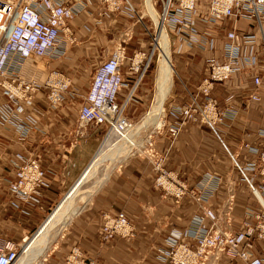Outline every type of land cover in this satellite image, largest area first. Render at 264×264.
<instances>
[{
  "label": "crops",
  "instance_id": "crops-1",
  "mask_svg": "<svg viewBox=\"0 0 264 264\" xmlns=\"http://www.w3.org/2000/svg\"><path fill=\"white\" fill-rule=\"evenodd\" d=\"M64 1L77 7V14L69 22L64 53L50 62L53 69L69 79L61 100L53 104L48 94L39 91L32 102L23 103L24 109L18 113L14 111L16 102L0 90V105L8 108L9 117L6 120L0 117V235L22 243L27 241L25 237L30 238L41 227L49 210L76 184L106 138L104 126L78 124L79 108L85 101L94 71L120 46L125 47L129 58L135 51L150 50L152 44L145 28L152 18L146 0H130V4L124 3L121 9L110 8L104 0ZM152 21L156 32L153 18ZM222 23L217 31L218 47L227 28L235 24L240 29L247 28L249 20L230 17ZM177 52L175 62L172 58V71L173 80L176 72L179 82L175 83L174 93L172 89L171 95L166 97L164 110L155 126L148 125L152 120L147 117L156 97L150 92L152 66L135 86L139 74L127 59L122 70L128 85L119 92V99L122 101L131 95L126 113L133 122L144 117L145 125L139 133L154 134L164 123L153 138L158 154L164 156L163 164L173 175L184 179L190 187L202 179L211 186L213 176L220 175L218 187L207 204L222 212L230 196L234 195L233 219H222L220 223L225 228L239 229L243 209L254 197L233 169L231 158L215 131L200 120L185 121L175 136L168 130V124L175 119L170 113L171 107L190 99L186 86L203 97L199 84L208 70L206 58L211 54L208 50L189 48L184 44ZM252 88L250 74L237 72L230 80L217 82L212 95L218 98L222 107L231 102L239 105ZM231 93L234 97L228 99ZM27 114L36 118V124L23 139L17 122ZM227 120L232 122L230 127L222 123L217 127L232 149L237 150L243 138L259 143L261 138L257 128L264 126V103L251 102L247 109H240L233 120ZM138 134L126 143L129 146L125 148V158L117 165L118 156L115 157L109 176L72 218L58 237L55 248L43 256L45 264H66V255L74 246L80 247L83 255L94 258L97 264H174L159 255V248L169 247L173 236L184 235L204 202L196 200L190 192L180 200L163 194L155 184L154 157L129 154L141 140ZM144 144L137 149L143 148ZM23 154L36 156L46 169L44 183L33 199L19 198L8 183L22 163ZM244 156L251 157L250 154ZM121 209L133 222L135 235L132 238L116 236L104 243L101 237L104 214ZM254 250L264 257V240H257ZM219 264L236 263L224 256Z\"/></svg>",
  "mask_w": 264,
  "mask_h": 264
},
{
  "label": "built area",
  "instance_id": "built-area-1",
  "mask_svg": "<svg viewBox=\"0 0 264 264\" xmlns=\"http://www.w3.org/2000/svg\"><path fill=\"white\" fill-rule=\"evenodd\" d=\"M110 8L121 9L130 0H104ZM198 0H162L164 23L174 32L179 47L199 48L213 52L206 58L208 70L202 77L199 90L201 100L187 86L191 100L174 104L170 113L175 117L168 124L169 132L175 136L187 120H200L215 131L229 152L238 176L249 186L254 197L246 206L239 229L225 228L220 221L233 219L234 195L230 196L226 208L217 213L207 202L218 187L220 176L214 175L212 185L204 179L194 187L184 179L177 178L163 164L155 148L154 140L147 141V155L153 156L156 171L155 184L165 196L180 200L190 192L196 200L204 202L201 212L196 214L192 225L184 235L171 238L167 248H159V255L174 264H219L227 256L236 264H264V257L255 253L257 240H264V126L257 128L261 138L253 143L243 138L237 150L230 147L217 124L232 125L240 109H247L251 102L264 103V0H208V10L203 12ZM77 14V7L64 0H0V90L16 102L15 112L24 109V102H32L35 94L44 91L55 104L69 86V79L53 69L50 62L64 53V43L69 38V22ZM238 17L249 20L247 28L235 24L227 28L221 37V52L216 54V32L225 18ZM145 28L155 36L150 25ZM155 46L148 51L138 50L128 58L125 47L115 49L93 73L85 101L79 108L78 124L102 125L107 134L129 131L133 120L126 113L129 97L119 99V92L128 85L122 66L130 59V66L138 72L139 80L153 65ZM250 74L253 90L242 104L233 102L220 106L218 98L212 95L217 82L230 80L235 73ZM233 94L227 98L232 99ZM8 109V108H7ZM7 109L0 105L1 119H8ZM11 111V109H10ZM11 119V118H10ZM20 135L25 139L36 124V118L27 114L20 119ZM251 155L245 159L244 153ZM248 154V155H249ZM46 169L39 158L23 154V161L8 180L10 189L21 199H33L44 183ZM207 180V179H206ZM101 228L104 243L116 236L132 238L135 226L124 210L105 212ZM23 243L0 235V264H16ZM41 257L35 264H45ZM66 264H97L94 258L83 255L81 248L74 246L66 255Z\"/></svg>",
  "mask_w": 264,
  "mask_h": 264
},
{
  "label": "bare ground",
  "instance_id": "bare-ground-1",
  "mask_svg": "<svg viewBox=\"0 0 264 264\" xmlns=\"http://www.w3.org/2000/svg\"><path fill=\"white\" fill-rule=\"evenodd\" d=\"M146 4H147L148 10H149L152 18L155 20V24H156L155 41H153L151 46L154 47L156 45L155 48L160 46V51L158 54L159 55L158 56L159 57L158 73H157V78H156V91H155L156 97L154 98V101L150 105L149 112L147 113V115H148L147 117L152 120V122L148 125L149 126H151V125L155 126L159 120V116L161 115V112H163V110H164L165 99L170 94V91H171L172 86H173V81H172L173 72L171 70L172 40H171V36L167 30V26L164 23V15L162 12L160 13L157 10L155 3H154V0H146ZM206 4H207L206 10L203 12H206L208 10V0H206ZM197 5H198L199 9L201 10L200 6L203 5V0H198ZM224 20H222V22ZM222 22L220 24L214 26V27H216V32L218 31L219 25L223 24ZM154 31H155V29H154ZM217 39H218V37L215 40L216 42H217ZM154 42H155V45H154ZM151 46H150V49H151ZM220 47H221V43H220ZM220 47H218L216 44V52H215L216 54H220V52H221ZM155 48H154V51H155ZM212 53L213 52H211V54ZM252 84H253V82H252ZM252 90H253V88H252ZM231 94H233V93H231ZM142 119H144V117H142ZM142 119L137 121V123L133 122V124L134 123L135 124L132 125V127L129 131L124 132V134H120L118 131L115 130V131L110 132L107 135V137L105 138V140L103 141V143L99 147L97 153L95 154L93 160L91 161L90 165L87 166L88 168L81 175L80 179L76 182V184L71 189H69V191L65 194L64 198L58 203V205L54 208V210L46 218V220L43 222V224L38 229V231L35 233V235L32 238H29L28 239L29 241L26 244H23V246L25 245L24 246L25 254L21 255V257H20V254L23 251V249H22L20 254H19V261L16 264H29V260H31L29 257H32L31 256L32 252H34V251L39 252L41 249L44 248L43 244H45V242H46L45 237H46L48 231L55 224H57L59 221H62V220L64 221V226L67 227L68 224L70 223V221L72 220L73 216H75L83 208V206L86 203H88V201L94 195L93 192L96 189L97 190L99 189L100 185L107 179L110 172L114 168L111 165V163L114 162V160L116 159L115 157L118 156V161L115 163L116 165L119 162H121L123 158H125V152H127V150L125 151V147H126L125 144L129 140H132L133 136H136L139 133L138 131L141 130V128L145 125V123ZM163 124L164 123H162V126H163ZM161 127H159V128H161ZM157 131H158V129L156 130V133H157ZM153 137H154L153 133L146 136V138L144 139L145 142L143 141V143H145L144 147L139 149L140 150L139 152L144 153V155H147V153H148L146 150L147 141L151 138L154 140ZM225 149H226V147H225ZM228 154H229V152H228ZM248 154L249 153H247V152L244 153V155H248ZM229 156H230V154H229ZM230 158H231V156H230ZM245 159H247V158L245 157ZM231 161H232V158H231ZM232 164H233V162H232ZM153 167H154V165H153ZM233 169L235 170V172H237V170L234 168V166H233ZM98 174H99V177L97 178ZM216 175L220 176L219 174H216ZM91 179H93V182L91 183V185L89 187L85 186L86 183L88 181H90ZM91 187H93L94 189ZM84 188H86L87 190L84 192L85 193L84 196L80 197L82 200L84 199L83 200L84 203L81 201L83 204H80V205L75 204L76 205L75 207H71L74 204V203L72 204L74 196L77 195L79 192H81ZM248 188H249V186H248ZM249 191H250V189H249ZM163 194H164V192H163ZM247 205H248V203L245 205V207L243 209L242 218L244 216ZM69 206L71 208H69ZM213 209L215 210V208H213ZM215 212L220 213L221 210H219V211L215 210ZM195 216L191 220L190 226L192 225V222H193ZM52 242L53 241H50V244Z\"/></svg>",
  "mask_w": 264,
  "mask_h": 264
},
{
  "label": "rangeland",
  "instance_id": "rangeland-1",
  "mask_svg": "<svg viewBox=\"0 0 264 264\" xmlns=\"http://www.w3.org/2000/svg\"><path fill=\"white\" fill-rule=\"evenodd\" d=\"M154 3H155V6H156V8H157V10L161 13L162 12V8H163V2H162V0H154ZM206 6H207V4H206V0H203V5H201L200 7H201V11H205L206 10ZM154 20V19H153ZM150 26H151V28H152V31H153V33H154V36L156 35L155 34V31H154V23H153V21H152V18L150 19ZM155 21V20H154ZM167 30H168V32H169V34H170V36H171V40H172V45H171V49H172V58H173V60H174V62H175V58H176V55H178V52H177V48L179 47V43H178V41L175 43L174 42V40H175V34H174V32L172 31V29H170L168 26H167ZM152 47L153 46H151V49H152ZM150 49V50H151ZM159 51H160V46H158L157 47V51H155L154 53H153V55H152V60H153V65H152V71L150 72V78H151V81H150V83H151V87H150V92H151V94H155V91H156V82H155V80H156V78H157V73H158V63H159ZM173 62V61H172ZM175 66H176V63H175ZM172 68H173V63H171V70H172ZM176 69H178L177 68V66H176ZM173 72V71H172ZM172 78H173V75H172ZM172 81H173V86H172V89H173V92L172 93H174V89H175V83L176 82H179V77L177 76V74H176V72H175V74H174V80L172 79ZM177 84V83H176ZM172 89H171V91H172ZM171 91H170V95H171ZM198 95V97H199V99L201 100V96L199 95V94H197ZM189 97H190V94H189ZM152 98H153V95H152ZM170 99L172 98L171 96L169 97ZM169 100V99H168ZM167 100V101H168ZM191 100V98L189 99V101ZM189 101H185V102H189ZM150 103H151V100H149V102H148V105H150ZM168 103V102H167ZM175 104H179V103H175ZM147 105V106H148ZM127 108H128V105H127ZM126 108V109H127ZM148 107H146V109H147ZM135 124V123H134ZM160 124H161V122H160ZM159 124V125H160ZM158 125V126H159ZM161 127V126H160ZM161 128H158V130H160ZM104 137H107V135L109 134H107V129L105 128L104 129ZM158 132V131H157ZM150 134V133H149ZM148 134V135H149ZM154 134H156V133H154ZM139 136H140V138H141V140L139 141V143L136 145V146H133L132 148H131V150H130V152H129V154H130V156L131 155H143L144 153H141V152H139L140 150L139 149H137V146H138V148L141 146L140 144H142L143 143V141H144V139L143 138H146V134L142 131L141 133H139L138 134ZM147 135V136H148ZM103 137V138H104ZM104 140H105V138H104ZM145 142V141H144ZM140 145V146H139ZM126 147L125 148H128V146H129V144L127 145H125ZM136 149H137V151H136ZM133 152V153H132ZM132 153V154H131ZM108 163V162H107ZM106 166V165H105ZM99 177V174H98V176H97V178ZM93 182V179H91L90 181H88L87 183H86V185L85 186H87V187H89L90 185H91V183ZM86 187V188H87ZM86 188H84L81 192H79L77 195H75L74 196V198H73V202H72V204L74 205H70L71 207H75L76 205L75 204H83L84 202H83V200L80 198L81 196H84V192L87 190ZM64 198V197H63ZM62 198V199H63ZM60 199H61V197H60ZM59 199V200H60ZM59 200H57V202H56V204L58 203V201ZM61 201V200H60ZM83 203H82V202ZM57 206V205H56ZM55 205L53 206V208H55L56 207ZM69 206V208H71ZM50 209L49 210V212H48V214H47V217L50 215V213L54 210V209ZM46 217V216H45ZM46 217V218H47ZM74 217V216H73ZM46 220V219H45ZM42 225V224H41ZM40 225V226H41ZM67 227H65L64 226V221L62 220V221H59L57 224H55L49 231H48V233H47V235H46V237H45V244H43V246H44V248L43 249H41L39 252L38 251H34V252H32V257H29L31 260H29V264H35V261H37L38 259H40L41 257H43V256H46L47 255V253L49 252V251H51V250H53L54 248H55V246L58 244V237L60 236V235H62L63 234V232H64V230L66 229ZM37 231H38V229H37ZM36 231V232H37ZM35 232V233H36ZM35 233L30 237V238H32L34 235H35ZM49 234V235H48ZM27 238V239H26ZM24 239H26L27 241L24 243L23 242V244H26L29 240V238H28V236L27 237H25ZM50 241H53L51 244H50ZM25 246V245H24ZM24 246H23V251L21 252V254H20V257H21V255H23V254H25V249H24ZM21 249V250H22ZM48 249V250H47ZM37 250V249H36ZM41 253V254H40ZM31 254V253H30ZM40 254V255H39ZM36 255V256H35ZM34 260V261H33ZM19 261V260H18Z\"/></svg>",
  "mask_w": 264,
  "mask_h": 264
}]
</instances>
